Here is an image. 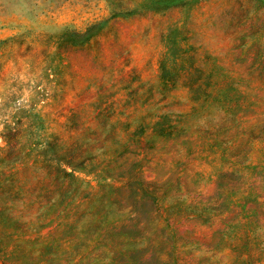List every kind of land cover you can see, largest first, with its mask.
Wrapping results in <instances>:
<instances>
[{
	"label": "rangeland",
	"instance_id": "obj_1",
	"mask_svg": "<svg viewBox=\"0 0 264 264\" xmlns=\"http://www.w3.org/2000/svg\"><path fill=\"white\" fill-rule=\"evenodd\" d=\"M0 264H264V0L0 22Z\"/></svg>",
	"mask_w": 264,
	"mask_h": 264
},
{
	"label": "crops",
	"instance_id": "obj_2",
	"mask_svg": "<svg viewBox=\"0 0 264 264\" xmlns=\"http://www.w3.org/2000/svg\"><path fill=\"white\" fill-rule=\"evenodd\" d=\"M27 0H0V22L5 25L11 18L22 17Z\"/></svg>",
	"mask_w": 264,
	"mask_h": 264
}]
</instances>
